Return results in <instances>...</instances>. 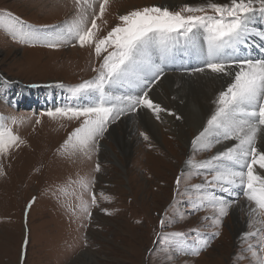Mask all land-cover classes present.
<instances>
[{"label":"rangeland","instance_id":"rangeland-1","mask_svg":"<svg viewBox=\"0 0 264 264\" xmlns=\"http://www.w3.org/2000/svg\"><path fill=\"white\" fill-rule=\"evenodd\" d=\"M209 2L107 0L101 14L104 0H0V123L19 138L0 153V264H264V215L252 211L256 206L243 188L222 193L208 185L205 192L197 191L192 186L211 180L214 173L200 168L193 175L192 167L182 165L212 156L215 146H198L187 154L169 127H163L159 142L137 126L131 131L134 146L126 153L109 132L116 125L125 138L123 118L132 113L125 109L94 143L73 147L78 143L73 134L84 117L57 112L95 102L93 95L74 97L72 89L94 80L103 57L112 51L105 45L97 56L95 43L51 39L78 20L79 13H86L88 27L96 20L93 39L98 42L120 23V15L134 9L166 6L179 11L186 4L196 8ZM255 8L258 12V3ZM17 32L39 39H22ZM197 39L195 54L184 47L167 63L158 53L153 58L165 71L174 65L195 68L205 44L203 37ZM246 42L258 52L251 39ZM128 93V88L112 92L116 98ZM103 143L116 146L122 164ZM213 191L234 201L215 227L214 207L205 200L196 208L200 197ZM244 201L252 209L239 213L246 230L237 235V225L242 226L234 209ZM216 231L219 235H212ZM193 247H200L198 255L186 253Z\"/></svg>","mask_w":264,"mask_h":264},{"label":"snow or ice","instance_id":"snow-or-ice-1","mask_svg":"<svg viewBox=\"0 0 264 264\" xmlns=\"http://www.w3.org/2000/svg\"><path fill=\"white\" fill-rule=\"evenodd\" d=\"M106 3L107 0H104L100 4L101 14L105 11ZM257 3L259 11L264 13V0L209 2L206 6L196 8L186 4L179 11L170 10L166 6L134 9L120 15V23L98 42L93 39L96 20L92 19L91 27H88L86 13H79L78 20L67 29L53 34L51 39H77L81 46L95 43L97 56L104 50L102 46L111 47L112 51L103 57L94 80H85L72 89L74 97L93 95L95 102L88 107L57 109L64 116L84 117L83 124L73 134L78 142L73 147L94 143L106 131L111 120L125 114V109L135 112L146 107L158 119L160 112L166 109L154 103L147 89L161 79L164 69L153 58V54L158 53L160 59H171L174 50L181 44L196 48L195 37L203 33L206 51L201 59L202 66L190 71L203 73L208 70L218 74L226 86L222 85L214 101L216 107L207 120V126L192 143L201 144L205 149L219 145L222 141L233 140L235 143L200 163V168L214 175L211 180L206 178L203 184L192 187L205 192L206 187L211 185L222 193L241 187L248 201L254 202L256 206L252 211L259 209L264 215V175L260 174V170H264V59L228 54L237 52L239 46L247 40L250 34L249 18L256 11ZM15 34L26 40L39 39L32 33ZM260 35L264 36V33ZM49 46L55 47L57 44L50 42ZM114 88L129 89L128 94L116 98L123 105L121 107L113 102ZM18 140L11 129L0 123V153L6 152ZM205 200L217 213L213 217V227L221 223L220 217L227 215L229 207L234 203L217 196L213 191L207 196L202 195L196 208L203 206ZM92 202L95 203L94 198ZM160 223L161 226L165 225L163 219ZM212 235L218 236L219 232ZM206 245L207 241H204ZM200 250V247H193L185 251L198 255Z\"/></svg>","mask_w":264,"mask_h":264},{"label":"bare ground","instance_id":"bare-ground-1","mask_svg":"<svg viewBox=\"0 0 264 264\" xmlns=\"http://www.w3.org/2000/svg\"><path fill=\"white\" fill-rule=\"evenodd\" d=\"M178 1L182 2V0ZM211 1L230 3V0ZM165 4L168 6L176 5L178 4V2L166 1ZM251 17L253 19L249 21L248 27L250 34L247 39H251L252 42L257 45L256 47L258 48V52L250 50L247 42L245 41L242 45L239 46L237 52H229L228 54L239 55L241 57L252 59H264V36L260 35L261 33H264V13H261L260 11L254 12L251 14ZM201 37H203V33H198L195 37L197 43V38ZM253 37L256 39H253ZM260 37L263 42L260 40ZM183 45L176 48L177 50L173 53L174 56L177 54L178 50H183L184 47L193 54L198 51L197 47L193 48L190 45ZM202 47L205 52L206 44H204L203 42ZM159 60L161 61V59ZM201 66L202 64L200 61V64L195 65V68ZM185 69H188L189 71L186 72ZM190 70L191 69L188 68V66H185L184 68H182L181 66L180 70L178 71L164 70V75L162 76V78L155 83H152L147 89V91L149 92V96L154 101V103L159 104L162 109H166V111L160 112L158 119L151 109L141 107V109L137 111V114H134V112L128 113L127 117L123 118L124 123L122 124L123 126H121V130L123 131L126 139L124 138V136L118 135L120 132L117 130L116 125L109 128L110 135L116 136L124 145V152H131L130 148L134 146V140L132 139L133 134L131 133V131H135V128L137 126L145 129L146 132L153 135V137L156 138L159 142L161 141L163 127H169L172 133L176 136L178 142L180 141V143L185 146L184 152H187V154L193 153L194 150L198 149V146H203L201 144L194 145L192 142L197 137V135L207 126V120L211 117L216 107L214 101L217 98L219 91L222 90V85L226 86V84L225 81L218 76V74L211 73L208 70L203 73H192ZM132 122H134L135 124L131 125ZM126 130L127 135L125 133ZM233 143H235V141L233 140L222 141L221 144L214 145V148L216 152L223 151L225 150L226 146H232ZM103 146H106L107 149L112 151L114 158L119 162V164H122L117 158V153L115 150L116 146H113V148H111V144L107 145L105 143H103ZM216 152L212 155H215ZM210 157H206L204 159L202 158V160L197 161L189 160L187 163H185L186 165L183 163L182 165L185 169L192 167L194 170L192 174L195 175V173H198L200 169V163L208 160ZM262 175H264V173H262ZM240 206L241 208L239 207V205H236L234 209V212H236L234 214V217L240 220L242 226L240 227L237 225V235L243 234V232L246 230V224H244L243 220L239 219V213L242 211L244 212L245 210H247V208L252 209V207H250L245 201L243 203L241 202ZM244 206L246 207V209ZM243 207L244 210H242Z\"/></svg>","mask_w":264,"mask_h":264},{"label":"water","instance_id":"water-1","mask_svg":"<svg viewBox=\"0 0 264 264\" xmlns=\"http://www.w3.org/2000/svg\"><path fill=\"white\" fill-rule=\"evenodd\" d=\"M155 55H156V53H155ZM155 55H153V57H154ZM173 57H175L174 54H173V56H172L171 59L165 58V59H166V63L169 62V61H171V60L173 59ZM157 59H159V58H157ZM157 62L160 63V61H158V60H157ZM180 68H181V66H179V65H174L172 69L178 71V70H180ZM116 89H117V88H114L112 92H115ZM112 99H113V102H114V103L116 104V106L118 107L117 102H116V96H115V94H112Z\"/></svg>","mask_w":264,"mask_h":264},{"label":"flooded vegetation","instance_id":"flooded-vegetation-1","mask_svg":"<svg viewBox=\"0 0 264 264\" xmlns=\"http://www.w3.org/2000/svg\"><path fill=\"white\" fill-rule=\"evenodd\" d=\"M122 118V117H121Z\"/></svg>","mask_w":264,"mask_h":264}]
</instances>
